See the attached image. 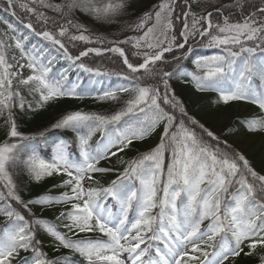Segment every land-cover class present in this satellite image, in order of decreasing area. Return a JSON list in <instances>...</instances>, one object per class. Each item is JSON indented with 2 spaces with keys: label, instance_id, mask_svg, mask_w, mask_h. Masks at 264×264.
<instances>
[{
  "label": "snow or ice",
  "instance_id": "obj_1",
  "mask_svg": "<svg viewBox=\"0 0 264 264\" xmlns=\"http://www.w3.org/2000/svg\"><path fill=\"white\" fill-rule=\"evenodd\" d=\"M3 3L2 11L16 17L26 33H17L11 20L0 16L9 29L0 32V216L5 218L0 264H14L21 252L31 253L23 264H236L242 253L252 256L264 249V174L228 139L236 128L264 138V0L209 3L202 11L193 7L200 0H159L127 26L133 35L106 44L103 37L93 39L79 14L112 23L128 0ZM30 36L47 43L28 47ZM197 40L219 51L192 58L190 41ZM76 42L105 46L73 55L68 45ZM105 53L117 55L125 70L102 72L83 62L90 54ZM60 59L69 68L53 72ZM186 60L193 70L183 66ZM70 68L128 81L96 96L119 102V93H127L123 106L111 114L69 112L38 136L24 135L16 109L43 108L56 99L86 94L69 81ZM174 78L191 83L197 92H215L214 104L246 102L258 111L217 134L189 114L170 83ZM157 128L154 147L131 160L120 157ZM52 129L75 132V146L60 139L45 158L38 137ZM14 170L37 183L63 177L54 187L66 191L25 200ZM110 173H116L110 182L97 178ZM37 205L41 210L61 206L55 217L59 224L37 216L32 211ZM42 234L50 237L54 253L65 249L70 254L49 256ZM258 264H264V253Z\"/></svg>",
  "mask_w": 264,
  "mask_h": 264
},
{
  "label": "trees",
  "instance_id": "obj_2",
  "mask_svg": "<svg viewBox=\"0 0 264 264\" xmlns=\"http://www.w3.org/2000/svg\"><path fill=\"white\" fill-rule=\"evenodd\" d=\"M159 0H128V6L122 16L118 18L115 22L107 23V22H99L91 17L84 16L83 14H79L80 22L83 23L88 29L89 34L92 35L93 39L96 37H103L105 39V44L107 41L123 39L127 35H133L130 30H127V26L134 24L139 20L141 16L145 12H149L152 10L153 6L156 5ZM182 3V0H179ZM228 0H222L221 3H227ZM0 5L3 8L4 3L3 0H0ZM195 5H193L194 7ZM195 9V8H194ZM19 11V10H18ZM177 13H179V9H177ZM20 19L27 21L28 17L24 15L22 11H19ZM11 22L15 23L18 27V32H26L19 22H15L11 20ZM4 22L0 20V24ZM177 26L180 25L179 21H176ZM37 30L39 27L37 26ZM36 38L35 36H30L29 39ZM69 49L73 55H77L79 51L83 50L86 47H103L105 45L100 44H85L83 42H76L75 46L69 44ZM190 46L193 48L194 53L193 57L196 55H213L216 54L219 49L217 48H206L203 44L197 41H190ZM126 49L130 48V45L125 46ZM132 51H136L133 49ZM179 55V53H176ZM114 57V63L112 66H109L108 62L105 61L106 57ZM192 57V58H193ZM132 60H136V57H130ZM166 58L171 60V54H166ZM63 59L57 61L55 66L53 67V72L58 70H62L68 68L67 65H61ZM84 63L88 64L90 67L96 68V65L102 69L103 67L109 66L112 67V71L116 70L117 72H123L125 69L121 64L120 58L117 56H113L112 54H104L101 57H93L89 55V57L84 58ZM58 66V69H57ZM183 66L186 70H193V65L190 60L183 61ZM193 66V67H191ZM171 70V69H168ZM90 73H85L79 69L72 68L68 72V79L71 82L79 83L80 87L78 91L86 93L83 98H60L53 101L48 102L43 108H34L32 110H25L21 112L19 109H16V119L19 126V130L24 133V135H37L40 132H45L48 129H51V125L55 123L59 118L63 115L73 112V111H83L86 113H105L111 114L114 111L119 110L123 106L124 100L127 98V93H119L121 96V100L119 102L115 101H101L96 99V96L104 90L115 89L120 85H128V81H124L121 77L111 75L112 77L109 85H104L103 81H92L89 82L91 77L88 75ZM74 79V81L72 80ZM173 89L176 92V95L185 102V106L187 107L189 114L195 116L201 123L205 124L206 127H209L211 130L216 132V128L218 126L215 117L219 114H223L229 112L233 109L235 105H246V107H250L249 103L246 102H236L230 103L228 105H217L214 104L217 94L215 92H197L191 83H185L183 79L174 78L170 81ZM258 83V82H257ZM31 99V97H29ZM254 106V105H252ZM255 107V106H254ZM256 108V107H255ZM249 109V108H247ZM257 110V109H256ZM258 111V110H257ZM256 111V112H257ZM250 116V115H248ZM240 118H234L231 123L237 121ZM0 127L3 128V120L0 118ZM239 130L234 129V134L238 133ZM217 133V132H216ZM218 134V133H217ZM260 136V135H259ZM75 137L76 133L70 129H52L51 131L46 132L45 138H39L40 142V150L41 154L45 156V158H50L51 155V146L54 142H58L60 139H66L72 142L73 147L75 146ZM94 140L99 139V134L93 138ZM4 140V137L2 141ZM139 143L134 142L130 149L125 150L124 153L120 154V157L124 160H131L136 157L139 153L148 151L149 145L144 143L142 145H138ZM245 154V153H244ZM246 155V154H245ZM247 158L252 163V166L256 169V171L264 174V157L263 155L255 151L251 155H246ZM113 165L120 171L123 170V165L117 163V158H113ZM116 173H110L103 177L97 175L98 179H101L102 182L108 181L110 182L112 179H115ZM63 177L53 176L48 177L37 183L31 181L27 175L21 173L19 170H14L13 179L17 183V191L19 194L25 199H32L38 197L42 194L49 195H59L60 192L66 191V189L54 187V185H58ZM60 206H57L59 208ZM57 208H49L43 209L37 205L32 206V211L36 213L37 216H42L49 221H55V217L59 214ZM5 218L0 216V228L4 226ZM207 221H205V224ZM61 230L63 231L62 225H60ZM83 235V234H82ZM95 235H99L98 233ZM40 238L44 241V250L48 252L49 256L57 255V254H67L68 250L62 249L61 253H54L50 246V237L45 235H41ZM248 248L244 247V252H247ZM264 253V249H257V253L252 256H245L243 253L240 257L236 258V264H258L259 254ZM30 252H24L23 256L30 255ZM15 264V261H14Z\"/></svg>",
  "mask_w": 264,
  "mask_h": 264
},
{
  "label": "rangeland",
  "instance_id": "obj_3",
  "mask_svg": "<svg viewBox=\"0 0 264 264\" xmlns=\"http://www.w3.org/2000/svg\"><path fill=\"white\" fill-rule=\"evenodd\" d=\"M222 2V0H200V3L198 5H195L194 8L197 11H202L205 7L209 6V3L211 4H220ZM5 31H9V29L6 27V25H1L0 27V32H5ZM9 34L11 35L12 33L9 32ZM32 43L36 44V42H34V40L32 41ZM38 45V44H37ZM84 50V49H83ZM13 54H15L16 58L19 60L20 54L18 50L13 49ZM108 54V53H107ZM112 54V53H109ZM113 56H117L115 54H112ZM94 57H101V56H94ZM118 57V56H117ZM115 58L114 57H106L105 61L108 62L109 66H112L114 63ZM21 63H24V61H21ZM103 67L102 69H100V67L98 65H96V68H99L102 72L103 71H110L112 70V67ZM112 72H117L116 70L112 71ZM24 74L27 75L28 71L25 69L24 70ZM105 81H109V78L104 76L103 78ZM249 108V109H247ZM254 109L250 108V107H246L245 105H235L233 107V109L229 112L223 113V114H219L215 117V120L217 121V128H216V132L219 134L221 132H223L227 126L232 122V120L235 118H240V117H247L248 115H251L254 113ZM239 129V128H238ZM161 129L157 128V130L148 138H146L143 141L140 142H147L149 144L150 149L152 147L155 146L156 143H158L159 140V134H160ZM4 137V132H3V128L0 127V140ZM229 139V143H233L235 145V147H237L239 150H241L243 153H245L246 155H251L252 153H254L255 151L260 152L263 157H264V138L262 137H257L255 138V136H251L248 135L246 132H244L243 130L237 134H233L231 137H228ZM109 166H113V165H109ZM158 243V242H157ZM162 247V245H161ZM227 264V262H226Z\"/></svg>",
  "mask_w": 264,
  "mask_h": 264
}]
</instances>
